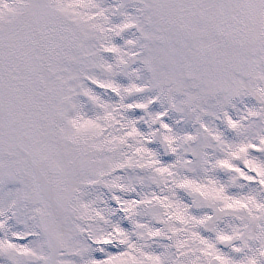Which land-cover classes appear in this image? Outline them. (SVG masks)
<instances>
[{
  "label": "snow or ice",
  "instance_id": "1",
  "mask_svg": "<svg viewBox=\"0 0 264 264\" xmlns=\"http://www.w3.org/2000/svg\"><path fill=\"white\" fill-rule=\"evenodd\" d=\"M0 264H264V0H0Z\"/></svg>",
  "mask_w": 264,
  "mask_h": 264
}]
</instances>
